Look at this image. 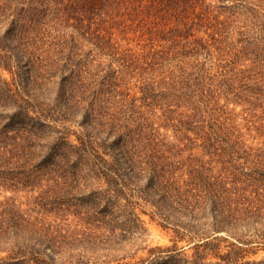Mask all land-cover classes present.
<instances>
[{
	"label": "trees",
	"instance_id": "16d2710c",
	"mask_svg": "<svg viewBox=\"0 0 264 264\" xmlns=\"http://www.w3.org/2000/svg\"><path fill=\"white\" fill-rule=\"evenodd\" d=\"M214 2L0 0V187L33 193L28 202L33 206L25 208L13 197L0 201V264H264L241 262L248 256L245 248L264 245V165L248 174L262 187L249 194L230 187V161L217 176L214 161L206 164L200 150L210 154L217 141L227 155L234 150L251 155L254 148L217 136L219 119L208 126L199 119V102L212 100L199 94L202 85L208 92L211 86L234 89L254 82L264 90V0ZM56 26L95 36L100 41L94 45L113 60L118 56L124 68L138 62L131 49L121 52L131 41L143 43L150 55L155 48L146 58L151 66L161 64L156 57L163 59L162 46L169 41H185L194 56L220 60L212 61L215 72L207 59L198 61L179 88L159 86L161 81L146 87L158 107L124 100L119 109L106 111L103 124L95 106L77 101L93 84L75 74L81 69L70 47L73 33L55 37L50 30ZM106 68L103 82L113 89L117 71ZM32 83L38 85L36 95L27 89ZM51 83L57 86L54 96L46 91ZM151 117L171 127L175 139L162 135ZM74 123L82 131L77 142L71 139ZM187 132L200 137L190 140ZM142 205L174 233V243L149 248L147 258L138 259L137 235L146 231ZM74 217L78 222H71Z\"/></svg>",
	"mask_w": 264,
	"mask_h": 264
},
{
	"label": "rangeland",
	"instance_id": "374dc122",
	"mask_svg": "<svg viewBox=\"0 0 264 264\" xmlns=\"http://www.w3.org/2000/svg\"><path fill=\"white\" fill-rule=\"evenodd\" d=\"M213 1H215L214 3L217 2V0ZM50 31H53V35L55 37H63L65 35L68 37L73 33L74 37L76 38L75 46L73 44L70 47H72L74 51L73 53L78 55L76 56L74 54V59L77 60L76 57H78L77 65L80 66L81 70L78 72L77 67V72H75V74L79 75L78 77L82 78V80H86L87 82L93 84V89L98 91H96L97 94L94 92L93 95H90V92H93V89L89 90L86 93V96H80L81 98L77 96V101L79 104L81 103V105L88 103L90 108L92 107L91 105L95 106V109L92 111H94L98 122H102L103 124H106V111L109 113V111L113 109H119L124 100H126L128 103L132 98H135L136 105L138 106H142L143 104H153L152 107L149 106L145 109L151 110L155 107H158L155 106L157 102L151 101L153 99V94H146V87H152V84H156L157 81H161L159 86L163 82L173 84L179 88V86L184 83V79L187 78L186 75L188 71L195 70L193 67L196 66L195 64L198 61L202 62L207 59V67L212 66V71L215 72L218 65L214 66L213 63H216L220 60H217L215 55L207 57V55L202 53L194 56L193 54L195 51H193L192 48L189 49L188 45L185 44V41H183L181 44L169 41L166 42L164 46H162L165 49V54L160 57H163V59L156 57L158 61L161 62V64L151 66L149 64L150 60H146V58H150L154 55L153 51L155 48H152V55H150L149 52H147V49H142L141 46L143 43L138 44L139 42L131 41L129 43H123L121 52H124V49H131L130 54L137 56L138 62L129 68H124L122 66L124 62L123 60H119L118 56H116V58L113 60V58L108 55L109 52H107L106 49H102L100 47L98 48L96 45H94V41H100L95 36L89 35L88 33H85L83 36V31L81 30L74 31V29H67L59 26L54 27ZM50 41H52V39L49 36L47 42ZM53 43H56L62 48L58 42ZM43 47L44 46L42 45L40 48L42 51L41 54L42 56H45L47 55V52ZM40 49H35V55H38ZM159 49L160 48L158 47L156 50ZM214 53L217 54V52ZM111 61L114 63L112 64ZM212 61L214 62L212 63ZM39 62L40 61H38V63ZM38 63L34 64L36 66L35 72L37 73L41 71ZM109 65H112V69L117 71V75L115 77L113 76L112 78L114 83L110 84V87L113 89L108 88L106 82H103L104 79L106 80L105 77L106 73L108 72L106 67ZM189 66L191 69H189ZM1 72L3 78L11 81L12 77L10 72L6 71V69H2ZM80 83L81 81L78 82V85H80ZM253 83L254 82H249L242 87L237 86L234 89H230L231 87L221 88L217 86H211L209 87L208 92L205 85L199 87V94L206 93L212 97V100H207L206 103L203 101L199 102L201 105L199 119L205 120V124L207 126L213 123L216 119H219L217 121H219L218 123L221 124V127L218 130L217 136L224 138L225 141L230 140L233 142L241 140V142H244L248 146L254 148V151L251 152V155L244 153L242 150H234L231 155H227L229 154L228 152L221 151L223 143L217 141L214 142V148L209 150L210 154H207L208 152L203 150H200V153L202 155L206 154L203 157V159L206 160V164L207 162L212 163L214 161L215 167L213 168L212 172L217 176L221 174L223 175V173L226 172V169L223 168V163L230 161V163H228V168L231 170L232 174H230L231 178L229 180V186L237 189L242 188L243 191L246 190L245 193L248 194L250 191L255 189L256 185L259 186L257 181L252 179L251 176H248V174L252 175L256 168L264 165V90L259 91L255 89L252 85ZM54 86L51 83V85L47 87L46 91L50 93L49 96L56 95L55 87L57 88V86ZM159 88L160 87H156V90L158 91ZM27 89H31L33 95L39 93V88L36 84L33 85L32 83L27 85ZM196 89H198V86L193 85V90L195 91ZM101 90L105 92V95L100 94ZM106 91H108L107 97ZM76 95H78V89L74 90L73 96L75 97ZM144 96L147 97L146 101L142 100L141 98ZM90 98H92V101ZM100 98L103 100L102 105L98 104V99ZM86 100L90 102H86ZM156 105H159V103ZM152 118H154V120H152ZM150 119L151 121L155 122L154 127H156L162 135L168 137L167 139L169 140L175 139L174 132L172 131L171 127L169 128L167 124H161L162 122L159 119H155V117H151ZM70 128L76 131L75 134L73 133L71 135V139L74 142H77V136H81L82 131L75 123L70 124ZM206 129H208V127H206ZM187 134L190 136V140H198L200 137V135L196 132H187ZM199 142L200 141H198V143ZM195 143L196 142L190 145V150H193ZM100 151L102 152L101 149ZM32 194L33 193L26 194L22 192H13L9 189L0 187V201H4L7 197H13L15 198L16 202L23 203L24 208L26 207V204L33 206V204H28ZM140 209L142 211L141 218L145 222L146 231L141 234L138 233L137 235V237L140 239L139 243L141 245V248H139L138 252L135 253L138 259L147 258L149 255V248L156 246H171L174 243V233L170 230L164 229L159 224V221L152 217L150 207H148V205H142ZM66 215L67 213L65 214V217ZM77 219V217H74L72 218L71 222L76 223ZM107 232L108 231H106V244L110 245V242L107 240ZM185 245L186 244L184 242L179 243L180 247ZM254 245V247L245 248L248 250L245 252V254H248V256H246V258L241 262L264 263V245ZM189 247L190 246H187L186 249L188 250ZM225 252L226 250L223 249L222 253ZM193 253V249L188 250L189 255H192ZM213 261L215 262L217 259H213Z\"/></svg>",
	"mask_w": 264,
	"mask_h": 264
}]
</instances>
